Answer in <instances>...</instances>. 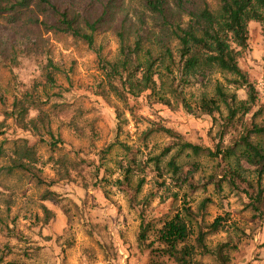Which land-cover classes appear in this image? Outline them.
Here are the masks:
<instances>
[{"label":"rangeland","instance_id":"1","mask_svg":"<svg viewBox=\"0 0 264 264\" xmlns=\"http://www.w3.org/2000/svg\"><path fill=\"white\" fill-rule=\"evenodd\" d=\"M185 1V9L179 10L173 20L187 23V13L203 4V0ZM58 2L65 5L74 2L83 9L89 0ZM206 2L213 10L219 8V0ZM127 4L131 16L144 11L136 0H127ZM144 17L153 43L166 38L167 34L156 25L151 14L146 12ZM113 29L97 32L94 48L71 36L39 34L45 55L43 52L40 56L41 49L37 48L39 56L32 57L53 59L60 69L54 86L44 88L35 60L21 58L12 72L0 63V96L6 103L4 107L0 102V121L3 109L10 107L14 97L33 86L44 101L47 100L44 89L50 94L47 107L53 102L65 104L54 112L51 125L63 143L54 152L49 143L38 144L39 155L46 162L42 177L47 181L58 179L50 156L81 162L77 171L71 173V179L60 180L49 188L20 174H0V215L14 230L11 234L0 231V264H148V252L138 242L142 219L159 228L183 207H190L198 214L204 200H208L205 213L202 217L198 215V219L204 220V225H211L219 217L224 220L223 227L207 238L208 245L230 246V260L226 264H264V217H259L250 206L248 196L242 191L244 185L234 189L224 180L218 187L212 178L214 175L223 178L222 172L232 168L249 181L254 180L253 168L241 159V153L224 160L194 156L186 151L177 157L178 170L174 172L168 163L178 151L177 140L155 131L167 128L181 135L184 141L214 148L219 140V123L200 111V102L214 98L219 85L226 92L236 94L239 100L247 99L246 89L233 83L234 76L211 70L204 76L192 75L188 83L180 86L191 111L180 102L175 101L169 107L146 96L131 99L127 105L115 99L106 100L99 95L104 80L102 60H117L120 53ZM28 36L32 40L37 35L29 32ZM239 65L258 92L254 112H259L257 121H261L264 119L263 24L249 25L248 47L240 56ZM117 108L122 111L121 122ZM8 124L5 137L10 141L5 147L17 138L26 139L30 145L39 141L11 121ZM3 139L0 137V142ZM255 142L264 148V136ZM5 164L0 160V167ZM47 189L55 192L58 199L44 201ZM6 199L10 200L8 210ZM42 205L54 213L47 224L43 223ZM202 264L224 263L213 256H204Z\"/></svg>","mask_w":264,"mask_h":264},{"label":"trees","instance_id":"2","mask_svg":"<svg viewBox=\"0 0 264 264\" xmlns=\"http://www.w3.org/2000/svg\"><path fill=\"white\" fill-rule=\"evenodd\" d=\"M136 1L144 11L131 16L127 0H89L83 9L74 2L65 5V2L59 4L58 0H0V63L12 72L13 68H18L21 58L35 60L32 56H39L37 48L41 49L40 56L43 52L45 55L41 39L43 33L71 36L94 48L95 34L114 27L120 45L119 57L114 61L102 60L101 64L104 80L99 95L106 100L115 99L127 105L131 99L146 96L169 107L177 101L191 111L180 86L188 83L192 75L204 76L211 70H218L234 76L233 83L246 89V100H239L236 94L226 92L219 85L214 98H204L199 104L203 114L219 123V140L214 148L184 141L181 135L167 128L155 131L177 140L178 151L168 163L174 172L178 170L175 164L177 157L186 151L194 156L206 155L224 160L236 157L240 152L241 159L253 168L255 179L249 181L238 169L230 168L222 172L223 178L214 175L213 182L221 187L225 180L234 189H241L240 185H244L242 191L248 196L250 206L260 214L259 217H264V148L255 142V139L264 136V119L257 121L259 112L254 110L258 92L239 65V58L248 47L249 25L252 22L264 25V0H219L217 10L203 0L201 8L187 13V23L173 20L179 10L185 9V0ZM146 12L167 34L166 38L156 43L151 41L152 32L148 30L144 17ZM29 32L37 36L31 40ZM97 53L101 60L100 53ZM35 61L44 88L56 85L55 75L60 69L53 59L43 57ZM36 89L33 86L15 96L10 107L3 109L0 137L4 139L0 142V160L6 164L0 167V174H20L39 186L49 188L60 180L71 179V173L77 171L81 162L50 156L49 161L58 179L47 181L42 177L46 162L39 155L38 144L49 143L51 152H54L63 143L51 125L52 115L65 104L53 102L47 107L50 94L44 89L47 98L44 101ZM0 102L6 106L2 96ZM116 114L121 122L122 111L119 108ZM8 121L32 133L39 141L30 145L26 139L17 138L5 147L10 141L5 137L10 127ZM171 149L167 148L165 152ZM57 197L55 192L47 189L43 200H57ZM207 203L208 200L201 203L198 214L190 207H183L180 213L163 221L159 228L142 219L138 242L148 252V264H202L204 256H213L224 264L230 260L227 243L216 247L207 243V238L218 232L224 222L219 217L211 225H204V220L198 219V215H204ZM5 205L8 210L9 199H6ZM42 210L43 223L47 224L54 213L45 205H42ZM0 225H4L0 231L14 232L1 215Z\"/></svg>","mask_w":264,"mask_h":264}]
</instances>
